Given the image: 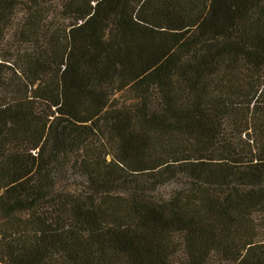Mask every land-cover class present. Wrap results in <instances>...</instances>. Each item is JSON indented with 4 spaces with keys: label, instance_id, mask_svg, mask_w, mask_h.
Listing matches in <instances>:
<instances>
[{
    "label": "trees",
    "instance_id": "1",
    "mask_svg": "<svg viewBox=\"0 0 264 264\" xmlns=\"http://www.w3.org/2000/svg\"><path fill=\"white\" fill-rule=\"evenodd\" d=\"M0 264H264V0H0Z\"/></svg>",
    "mask_w": 264,
    "mask_h": 264
},
{
    "label": "rangeland",
    "instance_id": "2",
    "mask_svg": "<svg viewBox=\"0 0 264 264\" xmlns=\"http://www.w3.org/2000/svg\"><path fill=\"white\" fill-rule=\"evenodd\" d=\"M169 189H170V186L168 185V186L160 188L159 192L166 194L169 191Z\"/></svg>",
    "mask_w": 264,
    "mask_h": 264
}]
</instances>
